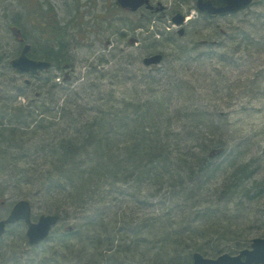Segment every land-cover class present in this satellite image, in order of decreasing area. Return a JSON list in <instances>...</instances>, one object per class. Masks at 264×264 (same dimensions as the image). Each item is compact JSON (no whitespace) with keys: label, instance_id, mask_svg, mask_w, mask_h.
Wrapping results in <instances>:
<instances>
[{"label":"trees","instance_id":"trees-1","mask_svg":"<svg viewBox=\"0 0 264 264\" xmlns=\"http://www.w3.org/2000/svg\"><path fill=\"white\" fill-rule=\"evenodd\" d=\"M24 1L28 18L48 42L40 57L51 60L61 71L71 68L70 46L64 36L66 27L37 0ZM260 2L264 0H257L249 9L230 15V21L222 30H217L213 40H199L192 47L175 43L173 53L178 50V59H183L189 50L194 52L204 45L210 48L215 44L225 51L220 55L219 65L239 67L241 60L264 52V13L255 8ZM201 15L204 25L218 18ZM192 22L197 27L196 21ZM165 32L151 33L149 37L155 43L149 51L159 47L156 42L165 39L160 36ZM191 32L195 34L196 30ZM211 53L210 49L193 57L209 59ZM8 65H11L10 60ZM209 74L212 75L209 72L198 79L208 80ZM67 75L61 83L55 77H46V72L39 75L40 80L53 79L52 83L45 84L53 92L49 101L21 93L23 98H17L19 94L14 96L15 104H20L17 111L0 112V147L5 146L0 152L2 158L6 157L4 162H8L11 152L27 160L31 155H42L38 163L25 164L24 170L19 169L16 160L13 164H0V186L10 182L26 184L36 190L20 191L15 198H28L35 206L38 194L42 193L49 201L44 213L54 212L61 218H69L75 212L84 213V222H75L57 234L52 246L45 247L49 246V251L40 260L17 257L21 255L16 249L18 246L13 244L28 243L21 233L20 238L7 245L12 251L8 257L7 252L4 255L7 264H71L78 254L73 237L86 238L84 243L97 249L107 246L105 253H98L100 264H137L135 257H146L148 250L152 251L151 259L156 264H189L194 251L216 256L225 251L234 252L251 240L249 233L242 230L240 238L237 236L234 243L228 244L224 239L226 233H230V226L222 220L228 215L234 197L251 202L262 195L264 179L253 178L256 171L252 162H239L244 155L241 143L230 147L236 131L230 130L221 114L202 108L217 107L218 98H201L193 91L195 88L191 89L183 81L165 90L166 77L160 82L149 72L143 76L148 79V87L159 85L152 95L145 87L140 92L135 87V96L116 97L113 90L83 95L77 85L69 89L66 82L73 79ZM213 81L217 83L218 77L214 75ZM93 87L95 84L87 88ZM25 99L28 101L23 103ZM190 103L195 105L191 107ZM226 169L231 175L222 190L220 186L213 188L218 172ZM148 188H155L152 196L158 195L156 215L151 218L141 212L140 208L147 203L135 200L134 196L127 202L128 208L134 202L140 212L134 209L125 212V202L118 196L130 190L140 195ZM111 192L116 195L111 197ZM7 193V188L0 187V199ZM92 202L96 209L88 213ZM112 202H116L117 209L122 205L123 208L114 217H106L110 211L100 208L106 205L110 209ZM194 214L204 221L194 223ZM14 226L20 228L19 224ZM100 226L105 233L91 236L90 232L100 230ZM101 234L106 237L102 238ZM115 234L122 239H116ZM115 240L120 241V245H116ZM0 241V246L7 244L1 238ZM31 249L39 252L38 246Z\"/></svg>","mask_w":264,"mask_h":264},{"label":"rangeland","instance_id":"rangeland-1","mask_svg":"<svg viewBox=\"0 0 264 264\" xmlns=\"http://www.w3.org/2000/svg\"><path fill=\"white\" fill-rule=\"evenodd\" d=\"M37 2L50 11L51 16L57 17L61 25L66 27L67 32L64 30V36L70 46L72 67L61 71L54 64L50 70L56 76H64L69 73L67 76L73 79L70 83L66 82L67 85H70L69 89L77 85L83 95H98L101 91L107 93L113 90L116 97H123L125 95L135 96L137 92L135 87L139 88V92L145 87L147 90L149 89L148 94L152 95L159 88V85H157L158 83L155 84L152 89L148 87L146 84L148 79L143 77L148 72L159 80L166 77L163 85L165 90L172 86H178L176 84L183 81L191 89L195 88L193 91L201 98L211 96L218 98L217 107L202 108L221 114V118L227 122L230 130L236 131L237 135H232L230 147L241 143L244 155L239 162H252L256 171L253 178L258 181L264 179V52L241 60V65L234 68L219 65L220 55L225 51L224 47H218L215 44L210 48L208 44L207 46L204 45L205 47L202 46L194 51L196 53L189 50L187 56L185 55L186 58L183 56V59H178V50L174 53L172 51V47L176 46L175 43L181 42L192 47L196 41L213 40L217 30H222L224 25L230 21V15L218 16V18L208 21L209 23L204 25L205 20L196 9V0H150L155 7L160 8L163 5V9L144 7L138 11H129L117 6V0H37ZM24 5V0H0V112L4 111L7 114L17 111V107L20 105L15 104L14 101V96L17 94H19L17 98L20 96L23 98L24 95L21 93H25L29 98L36 96L40 97L41 100L48 101L53 96L50 86L45 85L52 83L53 79L50 81L46 78L40 80V74L34 75L23 72L8 65L9 60L20 53L24 42L32 45L30 55L35 58L41 56L42 52L44 53L43 46L48 43L41 35V31L34 27L33 20L28 18L29 13ZM255 8L264 13V2L258 3ZM178 12L187 15L183 33L178 31L181 26L173 24L171 20L173 15ZM192 21H196L197 27ZM193 29L196 30L195 34L191 32ZM155 30L158 33L167 32L165 35H160L161 39L163 37L165 39L159 43L156 42L159 47L149 51V48L155 43L153 38L149 36ZM210 49L212 53L209 59L206 56H203L204 59H194L193 56L197 53L208 52ZM155 51L165 55L163 64L145 65L142 60L143 56ZM209 72L212 75L209 74L208 80L198 79V76H204ZM214 75L218 77L217 83L219 85L213 81ZM56 79L59 80L58 77ZM91 84H95V87L87 88ZM27 101L28 99L22 100L23 103ZM179 103L173 104V108ZM192 105L195 104L190 103L191 107H193ZM0 148H5V146L1 144ZM11 153L7 158L8 162H4L6 160L3 159L6 157L2 158L3 153L0 152V164H9L10 162L13 164L16 160L15 164L19 166L20 170H24L25 164L31 165V161L38 163L42 157L40 154V158L38 155L34 157L31 155L27 160L18 157L16 153ZM18 155L21 154L18 153ZM218 159L221 160L222 158ZM227 170L218 172V177L212 182L213 188L217 189V186H220L222 190L231 175V171ZM221 172L222 174L219 175ZM0 187L7 188L8 192L6 197L0 199V219L9 213L14 202L18 200L14 195L17 196L18 192H25L29 188L30 191L36 190L33 187H27L26 184L14 185L12 182L10 184L3 183ZM154 189H144L140 195H136L133 190H130L126 191L125 195L118 196L122 202H125L123 203L126 208L125 212L130 213L131 209L139 211V206L135 205L133 201L130 209L128 208L127 202L134 196L136 197L135 200H145L147 204L140 208V211L148 213L153 218L156 215L158 202V195L157 197L152 196ZM111 193V197L116 195V192ZM38 198L37 205L33 206L35 217L43 214L45 206L49 203L42 193L38 194ZM3 200L5 203H2ZM123 205L117 209L116 202H112L110 209L106 205H102L100 209L110 211L106 217H114L121 212L119 210L123 208ZM95 207L94 202H92L88 213L96 209ZM227 214L222 221L225 225L230 226V233H226L227 231L224 230L226 233L224 240L228 244L234 243L235 237L240 238L243 231L249 233L250 239L256 235H261L264 232V193L251 202L240 196L234 197ZM195 215H192V219L195 220L194 223L200 224L204 221L201 216L195 217ZM84 217V213L75 212L69 218H60L49 239L37 245L39 252L37 249H31V246L35 247L36 245L33 246L27 242L22 244L20 241L15 242L13 245L18 246L16 249L21 255V257H17L23 260L26 258H28L27 260L34 258L40 260L49 251L47 248L52 246L53 240L58 236L57 234L65 231L68 227H72L75 222L82 224ZM112 219L114 220V218ZM111 227H113L112 223ZM99 228L100 230L97 228L92 230L91 236H98L94 233H99V235L105 233L102 226ZM26 230V226L23 225H20V228L10 225L2 237L0 236L3 241L7 242L6 245L4 243L3 246H0L3 247L0 249V264H7L4 255L7 252L8 257L9 251L12 252L7 247L14 240H17V237L20 238L21 233L27 238ZM101 236L102 238L106 237L104 234ZM117 237L122 239L121 236L115 234L116 239ZM73 238H75L73 245H75L78 254L71 264L102 263L98 253H105L104 250L107 246L103 249H97L96 246L85 244L86 238L83 240ZM119 242L116 241V245H120ZM1 243L0 241V245ZM47 245L49 246L45 248ZM39 246L43 247L39 248ZM83 248L85 249L83 250ZM4 249L8 250L5 251ZM151 252L148 250L146 257H135L137 264H156L151 259ZM79 256L81 257L78 258ZM127 257L130 258L131 256L128 255ZM189 264H192V258Z\"/></svg>","mask_w":264,"mask_h":264},{"label":"water","instance_id":"water-1","mask_svg":"<svg viewBox=\"0 0 264 264\" xmlns=\"http://www.w3.org/2000/svg\"><path fill=\"white\" fill-rule=\"evenodd\" d=\"M118 4L124 8L133 11L146 5L148 8H154L150 0H117ZM255 0H196V8L201 13L209 15L225 16L234 12H241L249 8ZM160 7L161 9H163ZM157 7V9H160ZM186 15L178 12L173 16V22L177 25L185 23ZM180 33L184 32V27L179 30ZM30 45L27 44L22 50L21 54L13 59L12 65L21 71H37L40 68H46L51 65L49 61L35 60L28 57L27 53ZM164 58L163 53H154L147 55L143 58L146 65L159 64ZM32 207L27 199L18 200L13 207L10 215L0 221V235L5 231L7 224L13 223L19 219H24L28 224L27 237L31 244H38L46 238L52 225L55 224L59 216L52 214H43L37 221L32 220ZM253 249H245L240 254L233 255L230 253L220 254L216 258L206 257L200 252L193 254V264H252L254 261L264 263V238L258 237L253 241ZM246 256L243 259V256Z\"/></svg>","mask_w":264,"mask_h":264},{"label":"flooded vegetation","instance_id":"flooded-vegetation-1","mask_svg":"<svg viewBox=\"0 0 264 264\" xmlns=\"http://www.w3.org/2000/svg\"><path fill=\"white\" fill-rule=\"evenodd\" d=\"M263 235V236H262ZM256 237H262V238H264V233H262L261 235H256L255 237H253V238H251V240L248 242V243H246L243 247H241V248H239V249H237V250H235L234 252H232V253H234V254H239L242 250H244V249H253V241H254V238H256ZM246 258V256L244 255L243 256V259H245ZM252 264H264L263 262H256V261H254Z\"/></svg>","mask_w":264,"mask_h":264}]
</instances>
